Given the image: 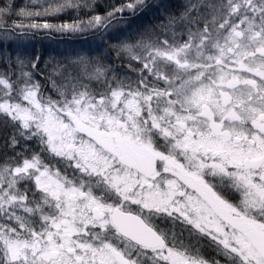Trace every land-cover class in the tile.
<instances>
[{"label": "snow or ice", "instance_id": "6c2138e0", "mask_svg": "<svg viewBox=\"0 0 264 264\" xmlns=\"http://www.w3.org/2000/svg\"><path fill=\"white\" fill-rule=\"evenodd\" d=\"M95 4L0 0V41L95 35L124 70L0 48V264H264V0L114 42L146 0Z\"/></svg>", "mask_w": 264, "mask_h": 264}, {"label": "rangeland", "instance_id": "374dc122", "mask_svg": "<svg viewBox=\"0 0 264 264\" xmlns=\"http://www.w3.org/2000/svg\"><path fill=\"white\" fill-rule=\"evenodd\" d=\"M24 0H17V3H23ZM124 0H96L95 11L101 15L109 11L114 6L123 3ZM188 0H146L147 8L138 12L136 15L125 13V19L119 22L114 21V27L107 32L105 39L114 42L118 37L142 30L147 26L158 25L166 21L171 15H179L180 9ZM195 2V0H194ZM83 9L77 13L76 10L68 9L56 16L44 17L53 23H61L63 21H71L77 15H90ZM6 47L9 51H29L35 52L39 49L41 52H51L60 56L75 55L77 52L88 56L100 55L108 63L116 64V70L123 74L124 70L119 67L120 61L114 60L110 51L106 52V46L95 35H76V36H60L53 34L51 38L41 37L23 38L13 37L6 43L0 41V48ZM77 72L83 74L84 69H76ZM10 131V130H7Z\"/></svg>", "mask_w": 264, "mask_h": 264}, {"label": "flooded vegetation", "instance_id": "af4514ba", "mask_svg": "<svg viewBox=\"0 0 264 264\" xmlns=\"http://www.w3.org/2000/svg\"><path fill=\"white\" fill-rule=\"evenodd\" d=\"M205 251H206V254H207V255H209V256L213 255V253H212L211 251H209V250H207V249H206ZM220 259H223V258L221 257Z\"/></svg>", "mask_w": 264, "mask_h": 264}]
</instances>
